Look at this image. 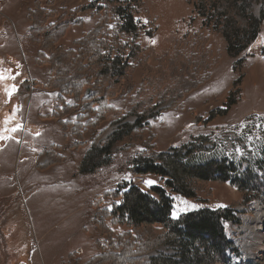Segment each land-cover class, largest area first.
I'll list each match as a JSON object with an SVG mask.
<instances>
[{"label": "rangeland", "instance_id": "obj_1", "mask_svg": "<svg viewBox=\"0 0 264 264\" xmlns=\"http://www.w3.org/2000/svg\"><path fill=\"white\" fill-rule=\"evenodd\" d=\"M92 1L0 0V73L6 77L0 80V135L5 137L0 139V183L15 192L0 201L2 264H73L75 260L87 264L100 253L112 231L125 230L114 225L110 217H101V210L111 207L112 193L119 186L133 183L144 191L152 186L165 187L160 176L134 175L131 158L173 148L183 149L184 153L190 150L189 159L197 164L226 158L256 191L243 192L222 181L198 182L195 199L170 195L173 212L178 213L172 217L203 207L234 208L238 222L225 225L229 239L241 254L234 262L264 264V21L257 40L234 57L225 37L204 24L197 0H143L136 15L143 29L137 40L141 51L130 71L133 92L111 99V104L129 112L134 100L146 95V90H140L148 70L152 71L149 87L154 95L147 94L144 104L151 98L157 102L163 76L152 68L165 66L162 61L177 49L197 56L204 83L187 94L179 108L164 110L142 133L119 143L124 151H117L110 166L79 178L78 168L92 142L99 143L117 126L109 117L99 127L87 129L83 134L86 145L78 149L72 146L77 141L72 124L78 119L70 115L64 120L65 130L52 116L62 104L57 92L44 87L50 65L38 57L44 52L49 58L51 52L29 42L28 10L39 4L50 17L48 24L68 21L60 44L70 48L82 34L99 30L98 17L89 8ZM260 9L261 3L255 2L253 14L259 17ZM110 24H116L115 20ZM196 33L207 37L209 53L206 47L198 55L206 42L192 39ZM13 84L17 90L9 96ZM67 102L72 104L73 99ZM128 119L132 122L135 118ZM16 125L20 128L12 132ZM47 162H53L51 167L59 163L74 166L73 178L80 183L78 189L72 185L71 197L59 198L44 186L52 178L50 171L40 169ZM147 180L156 183L149 186ZM28 183L37 188L27 190ZM160 252L173 250L163 247Z\"/></svg>", "mask_w": 264, "mask_h": 264}, {"label": "trees", "instance_id": "obj_2", "mask_svg": "<svg viewBox=\"0 0 264 264\" xmlns=\"http://www.w3.org/2000/svg\"><path fill=\"white\" fill-rule=\"evenodd\" d=\"M142 1L93 0L89 8L98 17L96 27L99 30L82 34L70 48L60 44L70 25L68 21L48 24L50 17L39 4L28 10L31 22L27 36L29 42L31 40L42 50L51 52L49 58L44 56V52L38 57L42 56L43 61L50 65L44 87L57 92L62 104L52 116L65 130L68 128L64 120L70 115H76L78 119L76 124H72L73 135L77 138L72 146L78 149L86 145L88 142L83 140V134L87 129L99 127L109 117L117 126L99 143L92 142L78 168L79 178L110 166L117 151H124L119 148V143L142 133L149 127L150 120L164 110L179 108L186 95L204 83L197 56L177 49L162 61L165 66L152 68L163 76L157 102L151 98L144 104L143 98L152 93L149 87L152 71L148 70L144 80V88L147 89L140 90H146V95H138L139 100H134L129 112L125 113L111 104V99L133 92L130 71L132 61L141 51L137 40L143 28L136 15ZM255 2L261 3L259 17L253 14ZM196 8L204 18V24L225 37L228 51L234 57L259 37L260 25L264 21V0H197ZM113 19L116 24L111 25ZM195 38H202L203 44L206 42L197 51L202 55L201 50L206 51L207 37L196 33L192 35V39ZM68 98L73 99L72 104L67 102ZM160 107L163 108L155 112ZM130 116L135 118L134 121H128ZM190 154V150L184 153L183 149L173 148L161 152L151 150L131 158L134 175L160 176L165 187L152 186L144 191L133 183L119 186L112 193L111 207L103 208L101 217H110L114 225L125 230L120 233L112 231L108 242L100 247V253L87 264H242V261L234 262L241 254L226 233V223L238 222L234 208L203 207L173 218L170 195L176 193L195 199L196 183L206 181H222L243 192H253L256 188L249 186V182L237 172L235 164L226 158L197 164L190 161ZM52 164L47 162L42 168L38 167L47 169ZM163 247L171 248L173 253L160 252ZM153 252L159 254L153 255ZM79 263L80 260L73 262Z\"/></svg>", "mask_w": 264, "mask_h": 264}, {"label": "crops", "instance_id": "obj_3", "mask_svg": "<svg viewBox=\"0 0 264 264\" xmlns=\"http://www.w3.org/2000/svg\"><path fill=\"white\" fill-rule=\"evenodd\" d=\"M36 167V165H35ZM72 166H66L64 163H59L53 167H48L46 170L50 171L52 174V178L47 181V183L44 184L46 188H51L49 190L52 195H56L59 198L62 196H72L74 193V190L72 188L73 184H76V188L78 189L80 180H75L73 178V167ZM78 167V164L75 165V168ZM70 168V169H69ZM69 169V171H68ZM37 188V186H32L30 183L27 184V190L34 191ZM14 190L12 188H9V186L2 185L0 183V201L3 199H6L9 196H12L14 194ZM0 264H2V254L0 249Z\"/></svg>", "mask_w": 264, "mask_h": 264}, {"label": "snow or ice", "instance_id": "obj_4", "mask_svg": "<svg viewBox=\"0 0 264 264\" xmlns=\"http://www.w3.org/2000/svg\"><path fill=\"white\" fill-rule=\"evenodd\" d=\"M153 43H155V41H153ZM6 79V77L3 75V73H0V80H4ZM17 90V86L16 85H11V90L8 92V95L11 96L13 94V92ZM20 128V125H16L14 128L11 129L12 132L17 131ZM5 131H8L7 129H5ZM5 137L0 135V139H4ZM146 184H148L149 186L155 184L156 182L153 180H147L145 181ZM193 208L196 207L195 205L192 206ZM221 207H223V205H221ZM173 217H177L178 213L177 212H173L172 213Z\"/></svg>", "mask_w": 264, "mask_h": 264}]
</instances>
